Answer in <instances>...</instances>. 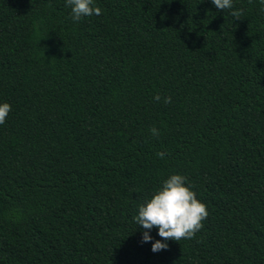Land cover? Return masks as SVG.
<instances>
[{"label": "trees", "instance_id": "trees-1", "mask_svg": "<svg viewBox=\"0 0 264 264\" xmlns=\"http://www.w3.org/2000/svg\"><path fill=\"white\" fill-rule=\"evenodd\" d=\"M95 5L0 0V264H264V6ZM172 174L208 216L154 254L134 217Z\"/></svg>", "mask_w": 264, "mask_h": 264}, {"label": "clouds", "instance_id": "clouds-1", "mask_svg": "<svg viewBox=\"0 0 264 264\" xmlns=\"http://www.w3.org/2000/svg\"><path fill=\"white\" fill-rule=\"evenodd\" d=\"M219 11L232 10L233 0H210ZM264 6V0H260ZM65 6L70 7L73 22H79L84 17L99 16L101 9L95 5V0H65ZM234 17L241 15L240 10H233ZM157 102L161 97L156 95ZM170 103L171 98H165ZM11 112V105L0 102V125H3ZM153 135H158L156 128L151 129ZM163 159L164 153H157ZM208 216L207 206L197 199L192 185L180 174L169 175L151 194L150 198L138 207L134 222L140 229L141 244H150L151 252L158 253L168 249V241L191 239L202 227V221ZM153 229L160 239L152 236Z\"/></svg>", "mask_w": 264, "mask_h": 264}]
</instances>
